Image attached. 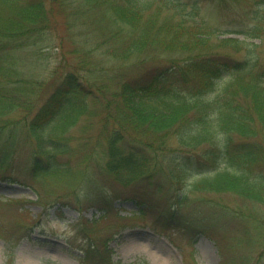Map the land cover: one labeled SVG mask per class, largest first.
I'll return each instance as SVG.
<instances>
[{"label":"trees","instance_id":"16d2710c","mask_svg":"<svg viewBox=\"0 0 264 264\" xmlns=\"http://www.w3.org/2000/svg\"><path fill=\"white\" fill-rule=\"evenodd\" d=\"M186 1L0 0V122L7 124L17 108L28 110L52 79L60 81L61 87L41 106L43 123L59 122L56 131L63 137L79 120L97 117L92 124L96 136H89L80 150L75 146L43 149V158L31 157L23 163L27 170L22 179L0 175V179L29 186L40 204H45V195H52L55 188L66 186L71 191L60 201L91 198L102 206L105 213L99 219L79 218L74 224L82 240L79 264H147L141 258L129 263L111 258L107 244L113 236L99 224L111 214L123 218L108 204V191L99 183L106 177L123 185L147 183L149 190L164 198L175 196V210L161 211L166 213H158L151 225L157 231V226L165 230L159 232L168 238L186 240L189 246L196 235L206 231L197 212L198 203L212 201L205 197L231 193L246 199L255 206L238 209L234 225L218 229L220 263H247L241 248L249 246L254 254L255 248L264 247V70L259 66L257 45L249 43L244 58L231 66L229 57L219 63L217 55L205 53L211 36L221 48H231L232 56L245 40L258 39L263 44L264 0H213L227 15L243 11L247 21L236 25L244 30H234L242 34V40L218 39V34L233 32L216 25H186L180 19L187 18L182 12ZM179 12L183 16H177ZM46 37L59 40L61 46L55 66L45 65L39 46L47 42ZM105 43L117 46L104 52L100 49ZM43 47L53 52L54 46ZM165 52L186 55L165 59ZM91 95L99 104L95 114L87 113L84 103ZM49 125L39 131L46 143L51 141L45 131ZM175 131L180 147L201 146L199 152L185 154L170 148L168 137ZM125 135L135 140L127 151L115 144ZM101 139L108 142L106 154L92 159ZM1 148L0 156L4 154ZM83 151H88L87 156ZM63 154L65 159L59 160ZM12 157L10 163L15 161ZM3 161L0 157V165ZM161 162L165 164L159 167ZM166 166L168 170H163ZM96 168L101 177L92 174ZM183 175H189L190 182L173 194L175 187H181ZM79 183L91 186L82 196V188L75 186ZM6 203L20 202L7 199ZM216 205L224 207L219 202ZM187 207L190 214L185 216ZM152 208L147 206L134 216L143 217ZM21 213L4 264H13L15 243L31 229L21 224ZM190 259V264H196L192 254Z\"/></svg>","mask_w":264,"mask_h":264},{"label":"rangeland","instance_id":"374dc122","mask_svg":"<svg viewBox=\"0 0 264 264\" xmlns=\"http://www.w3.org/2000/svg\"><path fill=\"white\" fill-rule=\"evenodd\" d=\"M186 2L182 12L187 18L183 17L180 19L189 27L193 26L195 22L211 26L216 25L222 31L232 30L233 32L227 35L218 34L216 35L218 39H243L241 33L237 34L234 31L244 30V27L240 28L236 25L247 21V17L243 11L237 15L233 12L236 15L233 16L225 14L221 5L213 0H198L197 3H194L193 0H187ZM177 16L183 15L179 12ZM207 30L208 28L203 29L202 33L206 34ZM207 40L210 45H206L208 48L205 50L206 55H217L219 63L227 61L229 57V66L243 59L246 46H250L249 43H255L257 45L256 53L259 66L261 70H264V43L262 44L261 41L255 39L245 40L239 46L237 52L234 53V56H232V49L218 46V43L215 42V36H211ZM45 41L47 42L44 45H39L42 46L45 65L48 62L49 65L55 66L56 54L61 47L59 40L53 42L46 37ZM48 45L50 47L54 46L55 51L54 48H52L53 52L46 51L43 46ZM116 46L114 44L111 47L105 43V46L100 50L106 52L111 49L112 51ZM185 55L179 54L177 56L175 52H165L162 56H165V59H167L171 56L180 58ZM37 56L34 55L33 57ZM103 62L108 63L109 69H112L110 62L106 59H103ZM165 64L163 63V65ZM47 82L44 91L36 96L34 105L32 103L28 110L17 108L9 114L7 124L0 122L2 126L0 127V145L2 146L1 149L4 150V154L0 156L4 160L0 165V175L22 179L24 176L23 170H27L24 168L23 163L25 161L29 162L31 157L40 156V159L43 158L45 154L43 149L49 150L55 147L57 149V147L68 148V146H75L76 149L80 150L82 144L88 141L89 136L92 138L96 136L92 124L97 117L93 116H91L90 121H88V118L79 120L74 127L69 128V130L67 129L63 137L59 136L56 131L58 129L56 125L59 122L56 120L51 121L55 117V114L50 118L51 122L47 121L43 123L46 118L40 113V108L45 103L47 96L55 92L54 88L56 87L51 81ZM84 103L86 104L87 113L95 114L99 105L96 99L92 95L87 96L84 99ZM5 119L7 120V118ZM46 124H50L49 128L45 130L50 134L51 141L49 143L43 142L41 132H39ZM257 134V137L261 139L260 134L258 132ZM176 135L175 131V133L168 137L170 148L184 150L186 151L185 154L199 152L201 146L193 148L187 146L180 147L181 145L178 143ZM248 141L250 140H244L245 143ZM90 142H93V139ZM134 142L135 140L130 136L125 135L121 141L117 140L115 144L127 151L132 147ZM107 144L106 139H101L100 148L96 149L94 154L91 155L92 159L95 157L103 158L107 151ZM75 152L78 153L77 150ZM85 153H88V151H83V156H87ZM4 155L8 156V160L4 159ZM11 157L15 161L20 162L15 163L13 161L10 163ZM64 159L65 154L59 155V160ZM163 164L165 162H161L159 167ZM162 168L163 170H168V166ZM148 170L150 171L149 167ZM156 170L158 172L157 168ZM92 174L100 175L101 177V170L96 168ZM189 179V175H183L180 183L181 187H175L173 194L177 193L180 188H184V185L190 182ZM99 183L110 188L105 197H111L113 200L108 202V204L112 203L114 209L117 210L118 216L123 218L119 219L114 214H111L102 218L99 224L105 226L106 230H109V235L114 237L107 244L111 251V258L122 263L130 262L140 257L144 258L147 264H190L189 261H191L190 257L192 254L193 261L196 264H221L219 249L222 240L220 239L221 236L219 237L218 235V229L226 224L234 225L235 220L233 217L237 216L238 209H246L248 207L252 209L255 206L250 201L231 193L211 194L210 197H205L206 201L210 199L212 201L208 202L209 204L206 202L198 203L197 212L200 214L198 217L206 231L196 239L193 238L192 246H189L186 240H179L177 237L168 238L160 236L150 227L152 219L158 213L170 209L175 210V196H165L164 198L162 193H154L151 189L149 190V186L146 185L147 183L123 185L110 182L107 177L100 179ZM75 186L82 188L80 196L84 192H87L88 187L91 188V186L86 187L82 183H79V186L75 184ZM166 186H168V183ZM69 191L71 190L66 186L64 188L57 187L52 195H45V204H40L37 203V196L29 186L0 179V264H4L9 245L12 244L9 241L10 237L13 238L12 232L20 225L17 218L19 211L22 212L20 218L21 224L31 229L27 231L26 236L20 238L15 243L12 250L14 254L13 264H49L50 262L54 264H79L78 259L82 254L78 250V246L82 240L75 230L74 224L79 221V218L89 221L99 219L104 215L105 211L102 209V206L100 208L96 205L91 198L78 202L70 200L60 201ZM7 199H18L20 203L7 206ZM92 201L93 203H91ZM218 202L224 207L218 208L216 205ZM189 205L190 207L194 206V197L190 198ZM147 206H152L153 208L148 213L145 211L144 215L146 213L147 215L144 220L132 215V212L146 210ZM183 212L185 216L190 214L188 207ZM35 222L36 225L34 226ZM122 224H126V226L121 232L117 233V228ZM169 228L173 231L174 225L169 223ZM254 250L257 252L253 254L249 246L240 249L241 256L244 257L246 255L247 257V263L244 261L242 264H264V247L255 248Z\"/></svg>","mask_w":264,"mask_h":264}]
</instances>
